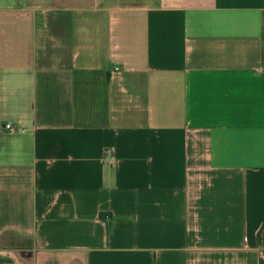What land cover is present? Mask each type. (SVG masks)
<instances>
[{
  "label": "crops",
  "instance_id": "0c3cea01",
  "mask_svg": "<svg viewBox=\"0 0 264 264\" xmlns=\"http://www.w3.org/2000/svg\"><path fill=\"white\" fill-rule=\"evenodd\" d=\"M0 264H264V0H0Z\"/></svg>",
  "mask_w": 264,
  "mask_h": 264
},
{
  "label": "built area",
  "instance_id": "2783aa9c",
  "mask_svg": "<svg viewBox=\"0 0 264 264\" xmlns=\"http://www.w3.org/2000/svg\"><path fill=\"white\" fill-rule=\"evenodd\" d=\"M7 128L8 129H13L11 125H7Z\"/></svg>",
  "mask_w": 264,
  "mask_h": 264
}]
</instances>
